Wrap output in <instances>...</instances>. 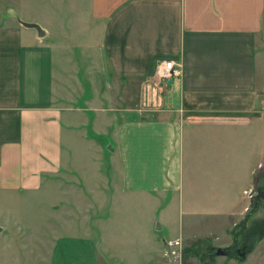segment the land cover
<instances>
[{
    "label": "crops",
    "instance_id": "1",
    "mask_svg": "<svg viewBox=\"0 0 264 264\" xmlns=\"http://www.w3.org/2000/svg\"><path fill=\"white\" fill-rule=\"evenodd\" d=\"M1 11L0 202L41 191V226L54 236L44 262L11 264H152L167 238L220 234L218 217L239 206L264 162V0H11L4 24ZM67 34L78 52L55 37ZM163 59L181 68L160 84ZM86 73L85 110L74 102ZM89 123L113 142L106 176ZM185 158L208 160L220 183L238 176L214 225L211 209L183 204L180 192L163 219ZM142 192L160 202L149 227L129 233L133 205L121 201ZM19 210L0 204V238L8 226L40 225Z\"/></svg>",
    "mask_w": 264,
    "mask_h": 264
},
{
    "label": "rangeland",
    "instance_id": "2",
    "mask_svg": "<svg viewBox=\"0 0 264 264\" xmlns=\"http://www.w3.org/2000/svg\"><path fill=\"white\" fill-rule=\"evenodd\" d=\"M11 0H0V9L2 10L3 20L1 24L10 21ZM74 34L55 36L65 41L67 46L72 48V54L78 52L80 48L76 46L73 38ZM64 43V44H65ZM100 59V63H101ZM97 66V63L95 64ZM99 66L100 77H108L104 63ZM82 75V74H81ZM84 76L83 92L75 98L74 106L87 108L84 100L91 98V85L87 73ZM162 84L166 81L157 79ZM74 83V82H73ZM96 86L99 93H103L107 87L105 80L100 79ZM75 97V96H74ZM103 103L107 105V98L100 96ZM87 112V111H85ZM91 118L92 113L87 112ZM87 136L92 137L99 144L98 147L91 148L93 153H99L102 159L99 160V170L102 176L108 174L107 156L113 150V142L107 135L96 132L91 123L86 126ZM84 131V129H83ZM188 163L184 159V176L179 191L173 192V197L168 204H173L171 212L170 206L167 211L163 212V219H172L175 204H177V193H181L183 204H189L197 210H209L212 214L210 220L214 225L213 217L218 213L216 209H222L227 204H232L233 192L232 187L237 185L238 176L231 173L234 184L230 186L227 182L220 183L222 178H213L212 170L209 168V161L202 160L197 163ZM264 162L259 164L258 170L250 178L241 193V199L235 209L228 211L225 215L218 217V222L222 223L220 234H206L191 238L174 237L164 240L161 255L154 257L152 264H264V197L262 199L256 196L262 192L264 194V171L262 168ZM164 197V199H166ZM3 204H15L20 207L21 216H28L34 222H40V225L30 226H8L7 236L0 238V264L33 262H44L48 251L51 248L53 234L50 240L46 239L41 222L43 221L45 208L43 193L41 191L18 194L13 196H2ZM169 200V198H168ZM0 202V204L2 203ZM160 202V199L152 198L149 194L140 193L131 195L121 201V204H130V210L127 213V223H129V233H135V230L142 226L149 227V216L153 205ZM164 203V201H162ZM232 208V207H231ZM230 210V209H228ZM13 212H17L13 210ZM172 215V216H171ZM218 215V214H217ZM31 220V221H32ZM156 223V222H155ZM156 225V224H155ZM207 225H200L199 228H206ZM54 228L59 229V225ZM160 230L161 225L157 223ZM28 229V230H26ZM160 232V231H158ZM19 233V234H17ZM161 233V232H160ZM3 238V239H2ZM225 249V255H217L214 251L218 248Z\"/></svg>",
    "mask_w": 264,
    "mask_h": 264
},
{
    "label": "built area",
    "instance_id": "3",
    "mask_svg": "<svg viewBox=\"0 0 264 264\" xmlns=\"http://www.w3.org/2000/svg\"><path fill=\"white\" fill-rule=\"evenodd\" d=\"M181 64L178 60L163 59L156 63L154 71L155 79L165 80L171 79L180 73Z\"/></svg>",
    "mask_w": 264,
    "mask_h": 264
},
{
    "label": "water",
    "instance_id": "4",
    "mask_svg": "<svg viewBox=\"0 0 264 264\" xmlns=\"http://www.w3.org/2000/svg\"><path fill=\"white\" fill-rule=\"evenodd\" d=\"M23 24L28 26V27L35 28L37 30L39 36H44L45 32H44V30L41 29V27L38 24H36V23H24V22H23ZM226 253H227V251L225 249L220 248V247H218L216 250L217 255H225Z\"/></svg>",
    "mask_w": 264,
    "mask_h": 264
},
{
    "label": "flooded vegetation",
    "instance_id": "5",
    "mask_svg": "<svg viewBox=\"0 0 264 264\" xmlns=\"http://www.w3.org/2000/svg\"><path fill=\"white\" fill-rule=\"evenodd\" d=\"M264 197V194L262 193V192H260L257 196H256V198H260V199H262ZM217 250V249H216ZM216 250L214 251L215 253H216Z\"/></svg>",
    "mask_w": 264,
    "mask_h": 264
}]
</instances>
